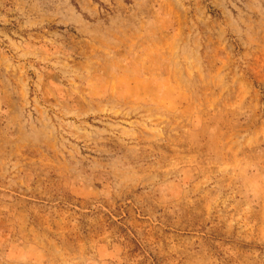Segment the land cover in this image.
Here are the masks:
<instances>
[{
	"label": "rangeland",
	"instance_id": "obj_1",
	"mask_svg": "<svg viewBox=\"0 0 264 264\" xmlns=\"http://www.w3.org/2000/svg\"><path fill=\"white\" fill-rule=\"evenodd\" d=\"M0 264H264V0H0Z\"/></svg>",
	"mask_w": 264,
	"mask_h": 264
}]
</instances>
